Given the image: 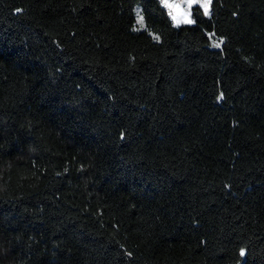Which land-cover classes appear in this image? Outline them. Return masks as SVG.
Wrapping results in <instances>:
<instances>
[{
  "label": "trees",
  "instance_id": "1",
  "mask_svg": "<svg viewBox=\"0 0 264 264\" xmlns=\"http://www.w3.org/2000/svg\"><path fill=\"white\" fill-rule=\"evenodd\" d=\"M190 11L0 0V264H264V0Z\"/></svg>",
  "mask_w": 264,
  "mask_h": 264
},
{
  "label": "snow or ice",
  "instance_id": "2",
  "mask_svg": "<svg viewBox=\"0 0 264 264\" xmlns=\"http://www.w3.org/2000/svg\"><path fill=\"white\" fill-rule=\"evenodd\" d=\"M211 2L212 0H163L164 6L169 9V15L177 24L194 23V21L191 19V11H190V9L194 4H199L200 7L203 8L204 14L209 15ZM183 5H186L187 7L185 8L183 7ZM137 15H138V23L143 25L144 23L143 16L140 15L139 13H137ZM220 43H222V41ZM220 43H217L214 46L219 47ZM240 255L241 256L245 255L243 250H241Z\"/></svg>",
  "mask_w": 264,
  "mask_h": 264
},
{
  "label": "rangeland",
  "instance_id": "3",
  "mask_svg": "<svg viewBox=\"0 0 264 264\" xmlns=\"http://www.w3.org/2000/svg\"><path fill=\"white\" fill-rule=\"evenodd\" d=\"M160 2H161V4L164 6V3H163V0H159ZM194 5H199V4H194ZM193 5V6H194ZM165 7V6H164ZM183 7H187L186 5H183ZM165 9L167 10V12H168V15H169V9L168 8H166L165 7ZM191 10V9H190ZM137 13H139L140 15H142V13H141V8L139 7V6H136V9H135V14H136V19H137V22H136V26H135V28L136 29H144L145 28V23H143V25H141V24H139L138 23V15H137ZM170 16V15H169ZM170 18H171V16H170ZM171 20H172V22H173V24L174 25H181V24H184V23H180V24H177L172 18H171Z\"/></svg>",
  "mask_w": 264,
  "mask_h": 264
}]
</instances>
